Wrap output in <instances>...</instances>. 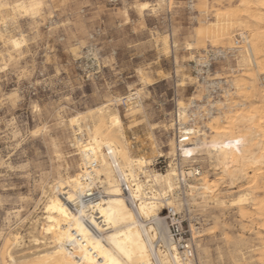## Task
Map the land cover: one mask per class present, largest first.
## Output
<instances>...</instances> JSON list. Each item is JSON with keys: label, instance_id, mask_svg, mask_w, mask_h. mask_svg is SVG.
<instances>
[{"label": "rangeland", "instance_id": "rangeland-1", "mask_svg": "<svg viewBox=\"0 0 264 264\" xmlns=\"http://www.w3.org/2000/svg\"><path fill=\"white\" fill-rule=\"evenodd\" d=\"M143 2L153 9L141 13ZM214 21V0H0V264H66L49 257L44 206L52 186L83 173L76 137L89 127L131 160L152 163L161 154L167 172L179 162V128L209 135L204 123L214 107L237 99L232 82L246 54L239 29L218 42L198 40L200 26ZM13 39L23 46L15 49ZM114 114L124 138L109 126ZM180 160L183 172L201 167L207 182L220 174L206 151ZM149 169L148 177L160 173ZM190 178L177 204L198 229V263L259 264L249 220L213 204L230 200L229 181L204 200L206 190ZM187 185L200 189L192 194Z\"/></svg>", "mask_w": 264, "mask_h": 264}, {"label": "bare ground", "instance_id": "bare-ground-1", "mask_svg": "<svg viewBox=\"0 0 264 264\" xmlns=\"http://www.w3.org/2000/svg\"><path fill=\"white\" fill-rule=\"evenodd\" d=\"M223 4L224 0H214L215 21L200 26L197 38L218 42L229 31L239 29L242 32L239 39L246 45V54L239 65L238 71L242 74L234 77L232 82L237 99L228 95L223 104L214 107L216 115L204 123L209 135L202 133L199 127L179 128L183 138L180 147L182 156L190 159L206 151L212 164L220 170L216 179L209 182L202 174L195 178L206 190L204 194L199 193L204 200L217 194L219 184L229 181L233 194L230 200L214 198L213 204L236 207L242 221L249 220L251 225L245 229L259 240V264H264V0L229 2V7L225 9L221 8ZM204 5L206 8L207 1ZM150 9L153 7L148 2L138 6L141 13ZM12 44L19 49L24 41L13 39ZM133 96L129 100H134ZM95 111L102 115L104 108L98 107ZM208 114L211 111L204 113L203 117L207 118ZM108 123L110 127L117 128L121 138H124L119 114L109 116ZM91 130L89 127L88 133H82V137L76 132L83 173L52 186V193L44 206L42 231L43 235L49 236L52 246L49 257L62 259L66 264H153L154 237L149 234L151 227H145L140 218L153 219L161 225L162 203L156 201L161 197H166L168 205L180 210L175 195L177 171L172 168L166 174L149 176L147 182L155 188V201L142 200L136 207V213L132 203L122 195L116 175L124 176L129 172L132 178H136V170L146 175L150 172L151 162L142 157L131 160L117 141L104 135L95 136L90 133ZM93 159L99 163L95 173L105 183L104 192L95 201L85 204L81 197L86 189L85 176ZM136 186V193L142 191V183ZM189 188L192 194L200 189L191 185ZM194 197L191 195L192 200ZM192 230L194 238L198 239V229L192 227ZM166 231L164 228L163 239L166 245L172 247ZM159 261L160 264L167 263L165 258L160 257Z\"/></svg>", "mask_w": 264, "mask_h": 264}, {"label": "built area", "instance_id": "built-area-1", "mask_svg": "<svg viewBox=\"0 0 264 264\" xmlns=\"http://www.w3.org/2000/svg\"><path fill=\"white\" fill-rule=\"evenodd\" d=\"M134 101L136 98H133ZM126 100L125 107H129V103L131 102L128 99ZM179 117V115H178ZM189 122H193L192 120ZM187 124H184L182 126L186 127ZM182 133L180 129H178V150L180 151L179 154V162L176 165L175 168L177 171V190H176V197L178 198L179 195L182 193L187 194L184 190V175L189 174V177L191 178H199V174H202V169L199 166H192L188 171V173L183 172L180 164V159H190V158H184L182 156L181 147L180 144L183 141V138L181 137ZM108 153V152H107ZM166 158H163V156H159L154 160V162L151 163L150 168H155V172L164 173L167 172V169L170 168V165L167 164ZM99 166V163L93 159L91 165L88 167V175L85 176V184L86 189L83 193L81 200L85 203H91L98 199L100 195L104 192V186L105 183H102L101 180L97 178V175L95 173V169H97ZM115 171V170H114ZM136 178H132L129 175V172H126L124 176H121V174L117 173L116 178L119 184V188L122 191V195L129 200L130 203H132L133 210L138 213L137 206H139L144 201H155L154 199V193L155 188L152 187L149 182V177L142 172L136 170ZM137 183L143 184V189L139 193L137 192ZM166 197H161L157 202L162 203V209L160 211V217L162 219V224L158 225L155 223V221L149 220V219H142L140 218V222L144 224L145 227L150 228V235H152L154 238L152 239L153 244V253L151 256V261L153 264H160V257L165 258L167 260L166 264H178L176 257H178V261L180 264H199L197 260V243L196 239L194 238L192 226L190 223L187 224V220L185 219L184 215L177 211L173 206L168 205V202L166 200ZM164 228L167 229V237L170 239L173 243L172 247H169L165 244V241L163 239V232Z\"/></svg>", "mask_w": 264, "mask_h": 264}, {"label": "snow or ice", "instance_id": "snow-or-ice-1", "mask_svg": "<svg viewBox=\"0 0 264 264\" xmlns=\"http://www.w3.org/2000/svg\"><path fill=\"white\" fill-rule=\"evenodd\" d=\"M144 7H147V5H144ZM19 46V45H18Z\"/></svg>", "mask_w": 264, "mask_h": 264}]
</instances>
